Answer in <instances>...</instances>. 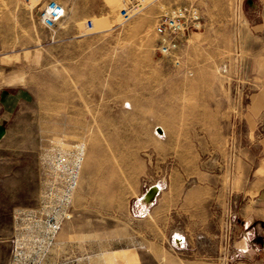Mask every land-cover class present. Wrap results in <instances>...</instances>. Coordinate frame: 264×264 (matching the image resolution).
<instances>
[{
	"label": "rangeland",
	"instance_id": "rangeland-1",
	"mask_svg": "<svg viewBox=\"0 0 264 264\" xmlns=\"http://www.w3.org/2000/svg\"><path fill=\"white\" fill-rule=\"evenodd\" d=\"M44 1L0 0V83L33 93L0 142V264H14L17 211L71 162V214L41 264H264L235 191L245 0H142L128 21L119 0H55L52 27L38 19ZM179 5L200 25L160 54L158 17ZM208 185L217 197L198 220Z\"/></svg>",
	"mask_w": 264,
	"mask_h": 264
},
{
	"label": "crops",
	"instance_id": "crops-1",
	"mask_svg": "<svg viewBox=\"0 0 264 264\" xmlns=\"http://www.w3.org/2000/svg\"><path fill=\"white\" fill-rule=\"evenodd\" d=\"M243 14L247 28L243 55L247 56L248 66L240 89L239 123L247 127V143L237 148L235 191L240 199L238 218L248 229L246 233L251 230L253 235L264 237V0H245ZM32 94L25 86L0 83V142L15 109L31 101ZM208 186L209 197L198 220L207 218L209 202L217 197L215 188Z\"/></svg>",
	"mask_w": 264,
	"mask_h": 264
},
{
	"label": "built area",
	"instance_id": "built-area-1",
	"mask_svg": "<svg viewBox=\"0 0 264 264\" xmlns=\"http://www.w3.org/2000/svg\"><path fill=\"white\" fill-rule=\"evenodd\" d=\"M142 0H119L121 21H128L140 8ZM64 14L63 6L55 0H45L39 8L38 19L52 27ZM200 25L198 9L179 5L164 11L155 30L159 35L157 50L165 54L175 49L179 35ZM78 179V163L65 164L48 185L37 205L17 211L11 239V258L14 264H41L40 258L55 242L62 223L70 217L72 194ZM224 229L231 227V209L225 212ZM182 239V238H180Z\"/></svg>",
	"mask_w": 264,
	"mask_h": 264
},
{
	"label": "water",
	"instance_id": "water-1",
	"mask_svg": "<svg viewBox=\"0 0 264 264\" xmlns=\"http://www.w3.org/2000/svg\"><path fill=\"white\" fill-rule=\"evenodd\" d=\"M155 191H156V187H155V186L150 187V188L147 190V192H146L144 198H146V199H150V198L153 196V194L155 193Z\"/></svg>",
	"mask_w": 264,
	"mask_h": 264
}]
</instances>
